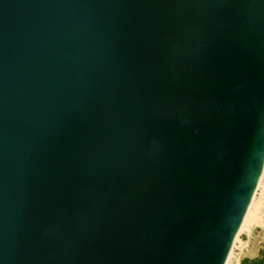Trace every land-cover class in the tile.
I'll return each mask as SVG.
<instances>
[{"label": "water", "instance_id": "95a60500", "mask_svg": "<svg viewBox=\"0 0 264 264\" xmlns=\"http://www.w3.org/2000/svg\"><path fill=\"white\" fill-rule=\"evenodd\" d=\"M264 180V0H0V264H226Z\"/></svg>", "mask_w": 264, "mask_h": 264}, {"label": "bare ground", "instance_id": "6f19581e", "mask_svg": "<svg viewBox=\"0 0 264 264\" xmlns=\"http://www.w3.org/2000/svg\"><path fill=\"white\" fill-rule=\"evenodd\" d=\"M256 226L264 227V180L249 212L233 240L226 264H231L234 258L236 259L234 264L241 263V259L236 256L235 249L239 247L244 248L245 242L242 239V235L245 233L252 234L253 228Z\"/></svg>", "mask_w": 264, "mask_h": 264}, {"label": "rangeland", "instance_id": "374dc122", "mask_svg": "<svg viewBox=\"0 0 264 264\" xmlns=\"http://www.w3.org/2000/svg\"><path fill=\"white\" fill-rule=\"evenodd\" d=\"M242 239L245 242V246L235 249L236 256L242 261L245 257H257L260 250L264 247V227H254L252 234L245 233L242 235ZM234 261L231 264L235 263Z\"/></svg>", "mask_w": 264, "mask_h": 264}, {"label": "trees", "instance_id": "16d2710c", "mask_svg": "<svg viewBox=\"0 0 264 264\" xmlns=\"http://www.w3.org/2000/svg\"><path fill=\"white\" fill-rule=\"evenodd\" d=\"M240 264H264V247L260 250L259 256L254 258L245 257Z\"/></svg>", "mask_w": 264, "mask_h": 264}]
</instances>
